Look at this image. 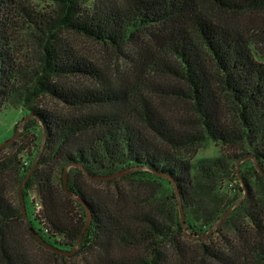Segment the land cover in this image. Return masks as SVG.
Instances as JSON below:
<instances>
[{
  "label": "trees",
  "instance_id": "16d2710c",
  "mask_svg": "<svg viewBox=\"0 0 264 264\" xmlns=\"http://www.w3.org/2000/svg\"><path fill=\"white\" fill-rule=\"evenodd\" d=\"M53 1L55 8L41 13L25 0H0V110L19 109L21 120L31 115L10 145L15 152L0 161V177L13 170L21 171L19 183L25 178L42 126L44 146L23 186L26 196L33 184L41 200L38 228L27 216L37 234L71 250L86 223L76 196L91 222L71 257L96 252L101 264H264V27L250 31L241 24L264 11V0ZM65 31L117 50L134 80L111 79L63 39ZM33 130L39 134L31 139L38 141L34 160L23 167L20 155ZM207 141L238 152L195 164L184 155ZM68 164L71 195L62 180ZM132 167L148 170L108 180L81 170L108 176ZM232 179L239 193L219 194ZM125 180L155 183L156 191L138 201L119 188ZM171 180L187 231L197 235L242 196V183L245 198L211 234L223 235V246L184 234ZM87 182L111 188L109 194L95 193ZM211 195L218 201L209 202ZM18 227L43 246L23 221L20 198L14 206L0 184L2 264H31ZM180 238L196 243L193 256Z\"/></svg>",
  "mask_w": 264,
  "mask_h": 264
},
{
  "label": "rangeland",
  "instance_id": "374dc122",
  "mask_svg": "<svg viewBox=\"0 0 264 264\" xmlns=\"http://www.w3.org/2000/svg\"><path fill=\"white\" fill-rule=\"evenodd\" d=\"M23 1V0H22ZM35 11L41 13H49L52 9L55 8V3L53 0H25ZM83 3H88V0H82ZM241 24L248 28L250 31L253 30L256 26L264 27V11L257 12L254 15H251L249 18L241 19ZM63 39L78 53L84 55L89 60L101 66L104 73L109 76L111 79L117 83L124 84V82H131L134 80L133 74L130 73L124 64L122 63L120 57L121 54L112 49L109 46L102 45L95 41H92L88 38L74 35L69 32H63ZM25 51H28V48H24ZM33 54V49L28 51L27 55L31 56ZM264 56V50L261 54ZM21 57V56H20ZM23 59V57H21ZM263 62H264V58ZM158 101H161L158 99ZM169 102V101H168ZM182 106V107H181ZM180 109H187L185 105H179ZM190 114V112H187ZM23 112L19 109L14 108H4L0 110V144L5 140L9 139L15 132L14 125L17 121L21 120ZM23 131V130H22ZM39 135L38 131L33 130L29 139L25 142L30 143L26 150L20 155L21 164L23 167H26L30 162H33L36 148L33 143H37V140H31L33 136ZM31 141V142H30ZM16 148L10 147V145L5 146L0 149V161L10 156L15 152ZM237 147H223L219 144H216L212 141H207L201 143L200 145L190 147L187 149L184 155L188 156L190 160L195 164L198 161H207L213 160L217 157L226 158L231 154L237 153ZM251 158V156H248ZM243 161V160H242ZM241 161V162H242ZM240 162V163H241ZM53 165V164H51ZM239 168V167H238ZM21 174V171H6L0 177V184L2 185L5 197L10 201L14 206H19V186L18 178ZM28 180V179H27ZM26 180V181H27ZM88 187L93 190L95 193H102L104 196L109 194L104 185L100 183L87 182ZM119 188L123 193H132L136 195L138 201L146 200L148 195L155 193L156 184L148 182H135L132 180H125L118 182ZM113 187V186H112ZM220 193L223 195L234 196L238 192L237 182L232 179L231 183L227 184L223 182L220 185ZM257 188L262 189V184L258 182ZM113 192V189L111 190ZM261 192V191H260ZM242 194V193H241ZM220 198H222V196ZM23 201L25 199L26 211L28 218L32 221V224L35 228H38V224L34 221V218H37L42 210L41 200L39 198L36 187L31 184L29 189H26V196L23 195ZM264 199V195H262ZM208 201H218L216 195H211L208 197ZM137 202L136 204H138ZM135 208V207H134ZM137 210V209H136ZM36 216V217H35ZM18 239L20 240L21 247L26 251V256L31 262V264H101V255L96 252H84L76 256H65L66 259H61L59 257L51 255L47 248L44 246H39L36 244L27 234L22 232L20 227L14 229ZM212 234V233H211ZM210 237H206V243L209 245L223 246L225 243L222 241V236L219 233H214ZM59 239V238H58ZM57 239V240H58ZM180 246L185 250L187 256H193L195 252L194 241L189 239L185 240L183 238L179 239ZM221 248V247H220ZM0 264H2L0 262Z\"/></svg>",
  "mask_w": 264,
  "mask_h": 264
},
{
  "label": "water",
  "instance_id": "95a60500",
  "mask_svg": "<svg viewBox=\"0 0 264 264\" xmlns=\"http://www.w3.org/2000/svg\"><path fill=\"white\" fill-rule=\"evenodd\" d=\"M30 116H25L18 124L14 134L7 140H5L3 143L0 144V149L5 147V146H8V145H11L16 139L17 137L22 133V130H23V127H24V124L26 122V120L28 118H30ZM39 128L41 130V147L39 149V152H38V155L37 157L35 158L30 170L28 171V173L26 174L25 178L21 181L20 183V186H19V198H20V205H21V213H22V218H23V221L25 223V225L27 226V228L29 229V231L31 232V234H33L47 249L53 251V252H56L58 254H62L64 256H70L72 255L74 252H76V250L78 249V245H79V242H80V239H81V236L83 234V232L85 231V229L88 227V225L90 224L91 222V215H90V212L88 210V208L86 207V205L83 203V201L79 198V197H76V196H73V198L75 200H77L78 202H80L84 208H85V211H86V223L82 229V232L79 236V238L77 239L74 247L71 249V250H68V251H63V250H59V249H56L54 247H52L50 244H48L46 241H44L38 234L37 232L33 229V227L29 224L28 222V219H27V216H26V211H25V206H24V201H23V197H22V189H23V186H24V183L26 182V180L28 179V177L30 176L31 172L33 171L34 167L36 166L37 162H38V159L41 155V152H42V149H43V146H44V141H45V132L43 130V127L39 125ZM242 160H240L238 162V164L236 165V168L238 169L239 167V163L241 162ZM71 165H65L64 166V169H63V174H62V180H63V188H64V191L66 192L67 195H71V193L69 192V190L67 189V176H68V172H69V168H70ZM81 168V167H80ZM136 169H145V170H148L146 168H137V167H132V168H128V169H125V170H120L116 173H113L111 175H108V176H90L88 175L83 169L82 172L84 173V175L89 178V179H92V180H108V179H112V178H115V177H120V176H123L125 174H128ZM154 174L160 176V177H164V178H167V176L165 174H162V173H158L156 171H152ZM172 182V186H173V190H174V193H175V196H176V199H177V203H178V213H179V218H180V223L182 225V228H183V232L186 236H191L193 238H201V239H205L206 237L209 236V234L213 233L216 228L218 227V225L229 215V213L237 206L239 205V203L245 198V195H246V190L244 188V186L242 185L241 183V186L243 188V194L242 196L237 200L235 201L225 212L224 214L220 217V219L217 221V223L212 227L210 228L208 231L205 232L204 235H197V234H192V233H189L187 231V227H186V224H185V220H184V213H183V209H182V205H181V199H180V194L178 192V189L176 187V184L171 180Z\"/></svg>",
  "mask_w": 264,
  "mask_h": 264
}]
</instances>
